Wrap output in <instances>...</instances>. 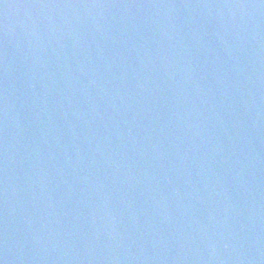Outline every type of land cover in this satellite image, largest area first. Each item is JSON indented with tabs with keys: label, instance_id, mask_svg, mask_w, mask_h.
<instances>
[{
	"label": "water",
	"instance_id": "95a60500",
	"mask_svg": "<svg viewBox=\"0 0 264 264\" xmlns=\"http://www.w3.org/2000/svg\"><path fill=\"white\" fill-rule=\"evenodd\" d=\"M0 264H264V0H0Z\"/></svg>",
	"mask_w": 264,
	"mask_h": 264
}]
</instances>
